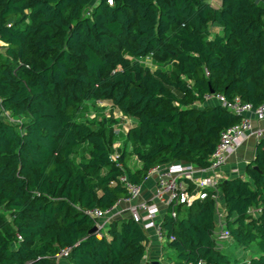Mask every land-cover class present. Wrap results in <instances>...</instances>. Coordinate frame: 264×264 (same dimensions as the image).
Segmentation results:
<instances>
[{
	"label": "trees",
	"instance_id": "trees-1",
	"mask_svg": "<svg viewBox=\"0 0 264 264\" xmlns=\"http://www.w3.org/2000/svg\"><path fill=\"white\" fill-rule=\"evenodd\" d=\"M216 1L0 0V264H57L66 246V264H154L141 224L113 218L99 237L87 210L124 197L122 175L208 167L240 116L207 95L264 102V0ZM99 102L111 114L89 119ZM245 173L219 190L230 240L256 250L217 247L209 190L164 215L166 264H264V139Z\"/></svg>",
	"mask_w": 264,
	"mask_h": 264
},
{
	"label": "built area",
	"instance_id": "built-area-1",
	"mask_svg": "<svg viewBox=\"0 0 264 264\" xmlns=\"http://www.w3.org/2000/svg\"><path fill=\"white\" fill-rule=\"evenodd\" d=\"M3 45L5 43L0 41V48ZM206 98L207 100L215 98L225 108L238 114L240 120L221 131L219 141L211 157V163L208 167L203 168L205 174L195 182L194 191L190 192L192 190L189 189L191 187L189 182L195 181V166L190 163L173 162L151 167L146 178L155 176L156 185L153 199L150 201L142 199V183H135L127 175H122L120 182L125 186L127 194L119 198L110 208L87 210L88 214L97 219L95 225L99 237L102 236L101 231L105 230L113 219L114 210L125 203L127 204L129 216L134 221L141 224L146 232L153 229L155 236L160 241L165 242L166 235L162 228L163 219L160 216L163 213L162 206H166L167 211L172 216H176L178 205L192 206L195 202L204 199L209 190L214 191L212 196L217 199L219 185L223 179L219 167L227 161L228 154L250 132H254L260 140L264 139V130L261 128L253 129L252 118L250 117V113H253L257 119H264V102L254 106L251 103L243 102L239 97L229 100L222 94H211L207 95ZM126 121L129 124L132 122L130 119ZM116 157V154L112 155L113 159ZM214 237L217 247L221 248L223 243L230 238V231L225 225H221L218 230H215ZM70 250L71 246H66L56 253L57 264H66ZM199 264L209 263L201 261Z\"/></svg>",
	"mask_w": 264,
	"mask_h": 264
},
{
	"label": "crops",
	"instance_id": "crops-1",
	"mask_svg": "<svg viewBox=\"0 0 264 264\" xmlns=\"http://www.w3.org/2000/svg\"><path fill=\"white\" fill-rule=\"evenodd\" d=\"M218 31H221L222 29L219 26H216ZM211 103H216L217 100L215 98L208 99ZM250 117L252 118V125L253 129L261 128L264 130V119H257L253 113H250ZM260 139L256 136L254 132H250L247 134V136L238 144L235 146V148L228 154L227 161L219 167V172L222 175V180H225L226 178H231L235 176H245V170L246 166L249 162H251L257 153V146ZM205 174V171L202 167L195 166L194 171V178L195 181H190L191 187L189 188L190 192H193L195 188V182L198 181L203 175ZM156 185V177L151 176L144 180L142 183L143 186V193H142V199L145 200H152L153 194L155 190ZM217 213H216V229L218 230L221 225L226 226L225 217H226V207H225V201L224 196L220 192V190L217 193ZM183 205V204H182ZM189 207V206H187ZM161 218L163 219L164 215L168 212L166 206H162ZM129 211L127 208V204L123 203L118 206L113 212V218H119V217H128ZM227 227V226H226ZM149 236V242L147 244L146 248V261H152L158 262L157 264H165L166 263V253L168 250L165 246V242L160 241L156 236L153 229H150L147 232ZM231 244H234L232 240H227L223 243L224 249H229V246ZM219 248V247H218ZM165 262V263H164Z\"/></svg>",
	"mask_w": 264,
	"mask_h": 264
},
{
	"label": "rangeland",
	"instance_id": "rangeland-1",
	"mask_svg": "<svg viewBox=\"0 0 264 264\" xmlns=\"http://www.w3.org/2000/svg\"><path fill=\"white\" fill-rule=\"evenodd\" d=\"M211 2L213 4H217V1L216 0H211ZM216 30H217V28H216ZM147 63L152 68L154 67L153 65L150 64V56L147 58ZM104 104L105 103L99 102V104L97 106H90L89 115L87 117L89 119H92V118H95V117H102L104 115L109 116L111 114V110L112 109H110V106L109 105L105 106ZM102 106H105V108L102 107ZM4 115L7 118H9V120L13 121L14 123H16L19 120L18 118L11 117L8 114H4ZM122 122H123V124H122L121 128L126 131L129 128V122L128 121H122ZM115 146L118 149H121V148H123L125 146L128 149L131 148V144L126 140V138H125L124 135L121 136V137H119L116 140ZM130 164H131L132 167H135V166H138L139 165V162L136 159V157H132V159L130 161ZM229 250H231L232 252H234L238 258H243L245 256H250L256 250V247L255 246H250V248L245 249L243 246H237L235 244H231L229 246Z\"/></svg>",
	"mask_w": 264,
	"mask_h": 264
},
{
	"label": "water",
	"instance_id": "water-1",
	"mask_svg": "<svg viewBox=\"0 0 264 264\" xmlns=\"http://www.w3.org/2000/svg\"><path fill=\"white\" fill-rule=\"evenodd\" d=\"M212 91V90H211ZM213 92V91H212ZM97 227L96 225H94L91 229H90V233H94L96 231ZM158 262H154V264H157Z\"/></svg>",
	"mask_w": 264,
	"mask_h": 264
}]
</instances>
